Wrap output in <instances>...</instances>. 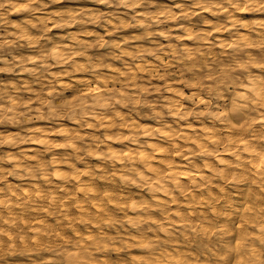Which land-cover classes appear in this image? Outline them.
I'll return each mask as SVG.
<instances>
[{"label":"clouds","instance_id":"clouds-1","mask_svg":"<svg viewBox=\"0 0 264 264\" xmlns=\"http://www.w3.org/2000/svg\"><path fill=\"white\" fill-rule=\"evenodd\" d=\"M0 264H264V0H0Z\"/></svg>","mask_w":264,"mask_h":264}]
</instances>
